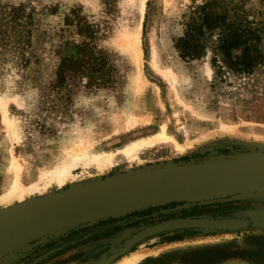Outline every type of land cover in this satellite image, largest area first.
<instances>
[{"label":"rangeland","instance_id":"374dc122","mask_svg":"<svg viewBox=\"0 0 264 264\" xmlns=\"http://www.w3.org/2000/svg\"><path fill=\"white\" fill-rule=\"evenodd\" d=\"M204 1L147 0L137 66L126 37L139 23L141 0H0V197L14 181V158L21 183L33 186L36 198L166 166L264 157V64L253 74L227 73L221 79L210 55L186 61L175 49L185 16ZM247 1L253 12L264 8L263 0ZM64 59L77 72L66 70L61 78ZM162 126L176 143L192 146L182 153L172 142H157L107 174L82 156L150 138ZM71 162L72 180L45 191L47 171ZM167 188L152 191L160 194L157 205L136 202L117 222L97 226L102 220L97 218L113 214L108 210H92L96 217L84 221H93L77 225L59 221L60 228L6 253L0 264H117L136 251L178 242H169L174 236L180 242H214L141 264H264V193L217 197L220 191L204 184L182 187L174 196ZM29 199L3 202L0 210ZM179 218L243 225L160 234L124 249L134 234Z\"/></svg>","mask_w":264,"mask_h":264},{"label":"water","instance_id":"95a60500","mask_svg":"<svg viewBox=\"0 0 264 264\" xmlns=\"http://www.w3.org/2000/svg\"><path fill=\"white\" fill-rule=\"evenodd\" d=\"M249 158L242 159L249 160ZM257 158L264 157L250 159L255 160ZM241 160L230 165H172L130 173L61 190L52 195L36 197L0 210V242L4 236L21 233V236L13 240L11 238L12 241H8L9 243H0V259L30 239L60 228H52L42 232L47 227L46 224L66 215L104 207H126L118 214L97 218L103 221L109 218H121V215L130 209L137 208L136 202H145V207L157 205L158 199H161L160 194L155 196L152 191L163 186L168 187L174 196L182 194V187L184 190V187L194 188L195 185L204 184H211L215 189H218L220 195L217 197L264 193V168L240 166ZM142 192L147 194L145 198H142ZM242 225V221L229 219L179 218L168 220L134 234L124 244V249L129 250L134 245L160 234L193 229L228 230Z\"/></svg>","mask_w":264,"mask_h":264},{"label":"trees","instance_id":"16d2710c","mask_svg":"<svg viewBox=\"0 0 264 264\" xmlns=\"http://www.w3.org/2000/svg\"><path fill=\"white\" fill-rule=\"evenodd\" d=\"M247 2L205 0L193 9L185 16L182 36L175 42L181 58L195 61L210 55V64L221 79L227 73L253 74L264 64V8L253 12L247 8ZM100 62L98 66L102 70L105 63ZM76 66L69 59L62 60L61 78L66 70L77 72ZM133 215L136 213L125 218ZM122 219L109 218L98 222L97 226ZM180 240L174 236L169 242Z\"/></svg>","mask_w":264,"mask_h":264},{"label":"bare ground","instance_id":"6f19581e","mask_svg":"<svg viewBox=\"0 0 264 264\" xmlns=\"http://www.w3.org/2000/svg\"><path fill=\"white\" fill-rule=\"evenodd\" d=\"M146 4H147V0H141L140 6H139V16H140L139 23L135 29V32L133 34L132 33L129 34L126 37L127 46L130 47L131 50L134 51V54H135L134 57H135V61H136L137 66L141 65L142 51L140 48V36L142 34V25H143V21L145 18ZM152 60L155 63V56L154 55H152ZM172 75L174 76L173 73H172ZM174 79H175V77H174ZM4 116H5V112H4ZM8 123L12 124L11 122H8ZM15 134L16 133L14 132L13 135H15ZM16 137H17V135H16ZM157 142H167V143L172 142L175 144V147L177 148V150L179 152H182V153L184 151H186V148H189L190 146H192V145L188 144V146L186 147V146H182V145L176 143L171 138V136L167 133L166 126H162L160 132H158L156 135H154L150 138L133 141V142L126 144L124 146H121L119 148L112 149L109 151H103L99 154H97V153L92 154V153H90V151H86V149H85V151H86L85 152V151H83L84 150L83 149V150H81V152H83V153L85 152V153L84 154L81 153V155L83 154L82 156L85 159H87V161H85V162L87 164L93 166L94 168H96V170L99 172V174H107L110 171V169L118 166L122 160L127 158V159H131V161H134V158L136 157L135 156L136 153H138L140 150H143L144 148L152 147ZM89 156H90V158H89ZM14 159L12 161V165H13L12 169H14V171H15L14 181H12L10 188L6 192H4L3 196L0 197V204L3 202L15 203V201L21 197H24V198L30 197L31 199H29V200L35 199L34 194L37 190L34 189L33 186L27 187L21 183L20 176H19L20 166L17 164L16 161H14ZM240 164H241V166L244 165L246 167L253 166V167H258V168L259 167L264 168V166H260V165L264 164V159H255V160L254 159H249V160H246V159L243 160L242 159ZM75 165H76V163H72V162L71 163H63L61 166L57 167L55 170L53 169L52 171H47L46 174L49 175V178L47 179L48 180L47 182L45 181L46 182L45 188H44L45 191L52 193L55 190H59L62 187H64L65 185H67L72 180L73 175H72L71 169H72V167H75ZM125 208H123V207H104V208L93 209V210H104V211L108 210V212L110 211L111 213H113V214L107 215V216H110V215H115V214L122 212ZM88 211H91V213L90 212L88 213ZM85 212H87V213H85ZM95 212L96 211L92 212V209H90V210L79 211V212L72 213L70 215H66L64 217H61L60 219H57L56 221H54L52 223L46 224L45 226H47V227L44 228L42 230V232L49 231L52 228H57V226L59 225L60 222H68L70 224H74V223H79V222L87 220V219H91L90 217H96V215H94ZM103 217H105V216H103ZM217 224H222V223H217ZM19 236H21L20 232H19V234H12V235L4 236L0 243H2V242L5 243L8 241L10 242ZM11 238H12V240H11ZM218 241H220V240H218ZM213 242H214V240H213ZM213 242L211 240H194L191 242L183 241V242H175V243L166 244V245L164 244V245L159 246L155 249H146L143 251H136L134 253H131L129 256L121 259L117 264H141L146 258H149V257H157V256H160L162 254H166V253H169V252H172L175 250L186 249L190 246L191 247L203 246V245H207L209 243L211 244Z\"/></svg>","mask_w":264,"mask_h":264},{"label":"crops","instance_id":"0c3cea01","mask_svg":"<svg viewBox=\"0 0 264 264\" xmlns=\"http://www.w3.org/2000/svg\"><path fill=\"white\" fill-rule=\"evenodd\" d=\"M178 242H180V241H178Z\"/></svg>","mask_w":264,"mask_h":264}]
</instances>
